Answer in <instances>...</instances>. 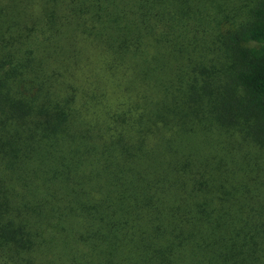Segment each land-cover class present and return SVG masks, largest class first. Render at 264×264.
<instances>
[{"label": "trees", "instance_id": "1", "mask_svg": "<svg viewBox=\"0 0 264 264\" xmlns=\"http://www.w3.org/2000/svg\"><path fill=\"white\" fill-rule=\"evenodd\" d=\"M0 264H264V0H0Z\"/></svg>", "mask_w": 264, "mask_h": 264}]
</instances>
